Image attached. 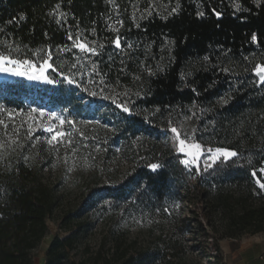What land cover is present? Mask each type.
Instances as JSON below:
<instances>
[{
  "label": "trees",
  "instance_id": "1",
  "mask_svg": "<svg viewBox=\"0 0 264 264\" xmlns=\"http://www.w3.org/2000/svg\"><path fill=\"white\" fill-rule=\"evenodd\" d=\"M93 28L95 35H90ZM78 31L84 42L96 41L100 55H93V62L103 80L126 95L113 102L111 130L91 124L92 129L75 134L100 145L102 178L119 169L114 147L131 155L130 166L91 188L89 199L105 198L103 209L117 216L148 201H164L183 182L192 184L177 141L165 134L176 123L190 124L197 142L238 153L208 170L210 184L230 187L211 195L213 204L229 213L226 236L264 232V84L254 71L256 65L264 66V0H0V50L5 41L19 47L20 53H12L15 58L27 54L38 59L41 49H52L54 66L67 67L80 52L68 33L75 39ZM117 36L121 49L115 47ZM26 98L27 92L12 85L0 92V120L8 125H0V264H33L32 252L47 236V220L58 203L44 172L50 162L28 134L32 123ZM49 98L64 106L58 97ZM121 103L132 114L124 113ZM152 164L161 167L153 170ZM77 227L81 230L83 224ZM75 242L74 235L55 236L44 264H91L71 259ZM111 242V254L103 255L102 243L92 264L155 260L152 251L129 254L123 238Z\"/></svg>",
  "mask_w": 264,
  "mask_h": 264
},
{
  "label": "rangeland",
  "instance_id": "2",
  "mask_svg": "<svg viewBox=\"0 0 264 264\" xmlns=\"http://www.w3.org/2000/svg\"><path fill=\"white\" fill-rule=\"evenodd\" d=\"M89 46L97 47L93 44ZM93 58L90 53L78 52L73 62L76 68L71 67L73 63L63 66L66 69L63 68L64 74L74 78L75 83L69 84L64 76L52 73L55 79L62 82L60 88L58 83L49 84L43 80L0 73V92L10 88V85L16 86L22 93H28L30 99L26 100L31 113L33 109L37 110L32 113L35 119L30 121L34 125L32 132H35L31 140L33 145L41 147L45 159L50 162L44 171L45 177L55 187L58 196L57 207L47 220L48 234L32 252L33 264L45 263L49 244L57 235L63 238L74 235L76 242L70 257L76 262L85 260L92 264V257L104 242L103 255H110L111 239L116 236L123 238L129 254L143 250L155 252V260L148 264H255V253L261 248L264 252V232L246 233L241 237L226 236L229 213L215 206L211 195L214 190L220 192L230 187L222 182L209 183L211 176L208 174L209 168L205 170L204 162L207 149H212L214 154L216 147L204 146L192 138L190 124L177 126L175 121V126L166 129L165 134L169 137L170 133L176 140L170 129L177 127L181 138L186 136L188 143L202 145L205 155L198 161V168L196 165L186 167L182 163L188 176L194 179L192 184L187 186L183 182L164 201H148L125 212L121 210L117 216L105 212V198L96 201L89 199V190L120 176L130 166L131 156L129 153L122 154L120 146L114 147L117 160L115 165L118 164L119 169L117 173L108 171L109 179L102 178L104 174H100L102 172L97 158L100 145L94 144L82 134H75L77 131L92 129L91 124H99L111 130L113 102L123 101L126 95L112 89L105 81L100 83V77L91 71ZM35 89L38 92L35 93ZM92 92L96 95H92ZM42 96L44 100L40 101ZM49 96L58 97L64 106H59L57 99H50ZM40 111L54 112L65 118L66 123L60 129L58 120L49 121L46 116L40 117ZM68 121L74 122V126ZM49 126L71 135L65 136L61 143L49 145L47 140L54 134L44 130ZM68 140H71L70 144L66 143ZM178 153L181 161L190 159L180 153L179 149ZM208 162L211 163L210 160ZM262 173L264 180V171ZM78 223L83 224L81 230L77 227Z\"/></svg>",
  "mask_w": 264,
  "mask_h": 264
},
{
  "label": "snow or ice",
  "instance_id": "3",
  "mask_svg": "<svg viewBox=\"0 0 264 264\" xmlns=\"http://www.w3.org/2000/svg\"><path fill=\"white\" fill-rule=\"evenodd\" d=\"M111 3V0H109ZM59 4L56 6L57 10L59 9ZM180 5L177 3L176 7L172 9V12H176L179 9ZM237 8H239V5H237ZM151 12H149V15ZM59 15L61 16H66L65 13L60 12ZM199 15H203V12H200ZM217 16H219V13H217ZM11 23V21H10ZM59 23V21H57ZM117 23H121L122 21H117ZM138 26V25H137ZM90 35H95V29L93 28L91 32L89 33ZM83 34L80 33L79 31L76 34V38L73 39V34L72 32L68 33V40L72 41V47L77 48L80 50V52L88 54L91 53L92 55H100V53L97 51L96 46H89V43L84 42V39H81V36ZM86 39V38H85ZM253 40L256 39L255 36L252 37ZM93 45L96 44V41L91 42ZM115 47L117 49H121V42H120V37L117 36L115 38ZM3 50H0V73H7L13 76H20V77H27L29 80H43L46 83L53 84V83H60L59 80L55 79V77L52 76V73L57 72L60 70V75L64 76V78L67 80L69 84L75 83V79L72 77H69L64 74L62 71L63 65H55L54 66V61H53V50L52 49H41L40 52L41 54L39 55L38 59L33 57V58H27V54L24 56H21V58H15L12 53H20L21 49L19 47H16L13 49L12 44L7 43L6 41L3 42ZM127 48H131V44L126 45ZM100 48H103L104 45L100 44ZM61 52L63 49L60 50ZM57 59H59V56H57ZM81 58H78V60ZM109 59H111V56H109ZM205 59H208V57H205ZM98 62H93L91 65V71L100 77V83L103 84V76L99 72L98 67H97ZM121 64H123V61H121ZM72 68H76V64L73 63L71 65ZM51 70V72L49 71ZM123 71V69H121ZM223 71H227V69H224ZM254 71L256 75L259 77V82L264 84V66L262 65H256L254 68ZM138 79V78H137ZM87 91V89H85ZM92 95H96L95 92L91 93ZM224 103H227V101H223ZM118 107L121 108V110L124 113L132 114V109L127 107L125 104L121 103L118 105ZM4 111V106L0 105V112ZM37 110L33 109L32 113H35ZM32 113L28 114L29 120H34L35 117L32 115ZM9 118L13 117L12 112L7 113ZM40 117H47L49 121L52 120H58L60 129H62L63 125L66 123V119L58 116L54 112H49L45 113L43 111L39 112ZM68 123H73L68 121ZM0 125H3L5 128L8 127L7 124L4 123L3 120H0ZM23 125H21L22 127ZM60 129H54L52 126L47 127L44 129L45 131L49 133H54L51 135V138L47 140V143L49 145H54V143H61L63 138L65 136H70V133H66L63 130ZM171 132L175 134V139L178 141V149L179 152L184 154L187 157H190V159H184L181 161L186 167L191 166V165H196L197 168L199 167L198 161L200 160L201 156L205 155V151L202 147L201 144L199 143H188L187 142V137L181 138V133L178 130L177 127H172ZM14 131L17 133V136H19V128H15ZM28 134L29 137L32 135V125H28ZM11 139V137H9ZM13 144L17 143V140H12L11 141ZM66 143H71V140L66 141ZM238 153L235 150H229L225 148H216L215 152L213 154L212 149H207V159L204 162V168L207 170L208 168L213 167L214 165L217 164V162H228L229 160H232L233 158L237 157ZM211 161L209 163L208 161ZM153 170H156L161 167L159 164H152L151 165ZM261 171H264L262 169ZM255 175V173H253ZM260 188L264 189V183H260Z\"/></svg>",
  "mask_w": 264,
  "mask_h": 264
},
{
  "label": "crops",
  "instance_id": "4",
  "mask_svg": "<svg viewBox=\"0 0 264 264\" xmlns=\"http://www.w3.org/2000/svg\"><path fill=\"white\" fill-rule=\"evenodd\" d=\"M255 255H257V262L255 264H264V252L263 249H259Z\"/></svg>",
  "mask_w": 264,
  "mask_h": 264
}]
</instances>
